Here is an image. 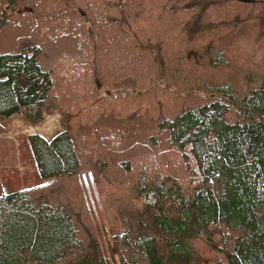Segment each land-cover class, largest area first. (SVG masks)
Returning a JSON list of instances; mask_svg holds the SVG:
<instances>
[{
    "label": "trees",
    "instance_id": "1",
    "mask_svg": "<svg viewBox=\"0 0 264 264\" xmlns=\"http://www.w3.org/2000/svg\"><path fill=\"white\" fill-rule=\"evenodd\" d=\"M56 109L44 182L0 194V264H108L88 173L118 264H199L198 239L264 264V0H0V124Z\"/></svg>",
    "mask_w": 264,
    "mask_h": 264
},
{
    "label": "rangeland",
    "instance_id": "2",
    "mask_svg": "<svg viewBox=\"0 0 264 264\" xmlns=\"http://www.w3.org/2000/svg\"><path fill=\"white\" fill-rule=\"evenodd\" d=\"M38 8L39 6H33L28 11L33 12L35 9L38 12ZM249 47L251 46L249 45ZM14 117L20 118L22 122L16 123L11 129V133H14L10 142L0 143L1 193H11L44 182L37 169L28 135L39 134L49 140L65 129V121L60 109L47 114L37 124H30L19 114H15L11 119ZM0 125L4 132L2 122ZM3 132L0 133V136H3ZM4 164V167L1 166ZM81 184L85 190L87 204L96 232H99L101 237L107 262L108 264H118V257L114 246H112L113 235L122 231L118 212L116 208L104 203L102 197L98 194L92 173L83 175ZM195 251L199 258V264H217L215 251L202 240L195 241Z\"/></svg>",
    "mask_w": 264,
    "mask_h": 264
},
{
    "label": "crops",
    "instance_id": "3",
    "mask_svg": "<svg viewBox=\"0 0 264 264\" xmlns=\"http://www.w3.org/2000/svg\"><path fill=\"white\" fill-rule=\"evenodd\" d=\"M15 115V114H14ZM14 115L10 116L9 118L5 119L2 121V124L4 125V134L3 136H0V143H7V142H10L12 137H13V133H11V129L13 128V126L16 124V123H20L22 122V120L20 118H13L11 119ZM1 147V146H0ZM1 166H5L4 165H1ZM1 185V184H0ZM0 194L1 193V189H0Z\"/></svg>",
    "mask_w": 264,
    "mask_h": 264
},
{
    "label": "water",
    "instance_id": "4",
    "mask_svg": "<svg viewBox=\"0 0 264 264\" xmlns=\"http://www.w3.org/2000/svg\"><path fill=\"white\" fill-rule=\"evenodd\" d=\"M242 2H250L251 0H240Z\"/></svg>",
    "mask_w": 264,
    "mask_h": 264
}]
</instances>
